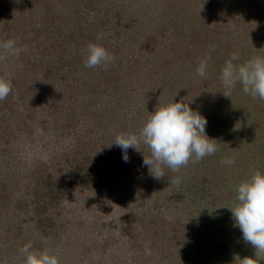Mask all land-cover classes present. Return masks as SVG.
<instances>
[{"label": "rangeland", "instance_id": "1", "mask_svg": "<svg viewBox=\"0 0 264 264\" xmlns=\"http://www.w3.org/2000/svg\"><path fill=\"white\" fill-rule=\"evenodd\" d=\"M202 1L43 0L46 6L29 8L32 26L43 21L58 33L56 55L84 54L66 82L87 92L76 101L87 114L76 110L71 123L54 122L36 105L17 132L32 92L15 105L18 113L7 112L18 119L0 145V264H22L20 249L28 242L58 256L59 264H243L254 255L228 207L241 181L264 172V100L237 84L229 102L220 73L233 53L237 64L264 56V0ZM85 31L93 38L81 42ZM98 40L111 54L119 49L120 65L85 67L87 47ZM127 54L138 60L127 63ZM209 54L201 78L196 69ZM44 58L49 65L56 59L51 52ZM92 90L97 102L88 101ZM174 101L189 102L206 117L205 131L219 150L179 172L166 168L164 179L155 180L143 165L146 147L143 154L130 148L125 162L113 140L138 134L151 112ZM225 156L235 163L222 164ZM75 163L82 170L62 197L49 201L39 187L45 175L54 180ZM177 176L181 183H170Z\"/></svg>", "mask_w": 264, "mask_h": 264}, {"label": "clouds", "instance_id": "2", "mask_svg": "<svg viewBox=\"0 0 264 264\" xmlns=\"http://www.w3.org/2000/svg\"><path fill=\"white\" fill-rule=\"evenodd\" d=\"M17 43L16 39L0 43V52L18 56L21 49L17 47ZM210 58L209 54L199 61L197 76H207ZM238 59V53H233L223 65L220 78L224 90L221 92L231 98L232 90L240 84L246 95L264 100V56H253L245 62L234 63ZM114 60V55L103 45L89 43L85 67L107 66ZM12 87L11 79L0 77V101L8 97ZM206 125V117L199 111H194L189 102L174 101L151 112L138 134L120 133L113 142L121 148L125 162L129 161L130 148L143 154L146 147L149 155L143 154V165L148 168L153 179L162 180L166 176V168L179 172L190 162L199 163L204 157L219 150L217 139L207 135ZM221 163L231 166L235 159L225 157ZM170 183L179 185L181 177L177 176ZM236 193L235 205L227 207L243 240L254 249L253 256L243 258V264H264V172L257 170L248 179L241 181ZM20 251L23 254L22 264H59L58 256L48 249H33L31 242L24 244Z\"/></svg>", "mask_w": 264, "mask_h": 264}, {"label": "trees", "instance_id": "3", "mask_svg": "<svg viewBox=\"0 0 264 264\" xmlns=\"http://www.w3.org/2000/svg\"><path fill=\"white\" fill-rule=\"evenodd\" d=\"M19 3H21L22 8H19ZM45 3L46 2H43V0H0V43H3L8 39H16L18 41L17 47L21 49L18 56H11L0 52V77L11 79L13 85L12 91L8 97L3 101H0V145L2 142L4 144L7 143L6 137L10 135V129H7V127L12 121L16 122L18 119L11 118L7 112L10 110L11 112L16 111L18 113L20 110L18 109V106L15 105H18L17 103L22 100L24 104L25 98L28 96L27 94L31 92L35 95L32 101H29L30 106L28 107L25 105L27 109L23 115L25 117L20 119L17 132H21V126H26L30 123V117L32 114L27 111L31 110L34 112V107L36 105H38L36 106L37 109L39 108L40 111L52 116L55 120L54 122L61 120L63 123L69 124L75 120L76 110H79L80 114L86 113V110L82 107L84 103L79 104V102L76 101L78 100V94H86L87 92L85 93L81 88V92L79 93L77 91V87H74L71 84L68 85V82H66L67 78H71L72 73V75H75L74 72L78 69L79 60H84V54L81 57V51L77 50L78 52H73L72 55H63V58H61L56 55L58 50L56 49L57 46L55 43L59 42L54 38V36L55 34L58 35V33H49L50 29L43 21L40 24H37V27L30 24L29 20H31L34 16L31 14L32 11L29 10V8L36 5L43 7L46 6ZM51 3L54 4L53 2ZM202 3L206 6H210L212 1L203 0ZM23 15L25 16L26 21L24 20ZM104 19L109 20V17ZM99 30L100 28L97 26L94 31V38L91 33L87 31L83 32L81 42L88 41L91 37L94 40L95 36L98 37ZM108 37L110 36L108 35ZM81 42L78 44L79 47H81V45L83 46ZM97 43L101 44V41L98 40ZM115 49L116 50L112 54L114 55L115 60L111 64L120 65L121 59L116 56L119 49ZM46 51L48 55H50L51 52L52 56L56 58L53 59L54 62L52 65H49L51 62L49 60L51 59L47 60L44 58L47 54H44ZM77 56L78 61L75 60ZM133 56L127 54L126 62L132 64V62L138 60L137 55L136 57ZM55 63L61 65L62 68H59ZM126 68H129L128 65ZM98 70L108 71L109 69L106 66L105 68L104 66H100L98 67ZM57 79L59 81H57ZM65 83L67 85H65ZM109 86L110 83L106 85V91ZM107 92L109 93V91ZM89 94L91 97L88 98V101L97 102L96 100L99 98V93L92 90ZM228 101H233V98H228ZM25 103H27V101ZM242 103L243 101L241 104ZM76 104H78V106ZM262 109L264 110V107ZM47 119L49 118H46L43 114L41 121L44 125ZM28 127L29 133L32 134L34 132L33 129H31L30 126ZM207 127L209 128V126ZM230 136L231 134L228 132L227 139H229ZM262 138L263 137L257 136L255 137V140H261ZM263 151L264 145L262 146V149L259 150V154ZM67 170V173L61 174L58 178H56L57 180H53L50 173L46 174V179H44L45 181L43 180L42 183L39 184V187H46L49 194V201L55 199L57 200L63 196L66 189L75 179V176L77 177L80 170H82V165L81 163H75ZM2 184L6 185L5 183Z\"/></svg>", "mask_w": 264, "mask_h": 264}]
</instances>
